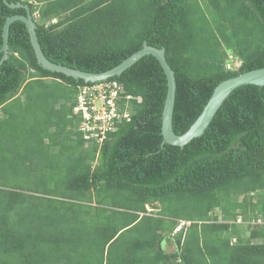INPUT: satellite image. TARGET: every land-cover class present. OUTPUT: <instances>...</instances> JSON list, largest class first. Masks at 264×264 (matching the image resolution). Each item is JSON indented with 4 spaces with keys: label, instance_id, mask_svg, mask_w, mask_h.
<instances>
[{
    "label": "trees",
    "instance_id": "1",
    "mask_svg": "<svg viewBox=\"0 0 264 264\" xmlns=\"http://www.w3.org/2000/svg\"><path fill=\"white\" fill-rule=\"evenodd\" d=\"M7 1L29 6L44 54L72 68L103 72L145 41L164 47L177 134L223 80L264 67V0ZM15 14L27 9L0 0V48ZM106 81L141 100L97 153L72 113L78 86L93 83L43 68L26 24L10 25L0 65V264H264V225L249 224L264 217V86L233 90L205 133L180 147L162 145L168 85L155 56ZM156 203L158 217L147 215ZM179 220L191 224L167 254L159 242Z\"/></svg>",
    "mask_w": 264,
    "mask_h": 264
},
{
    "label": "water",
    "instance_id": "2",
    "mask_svg": "<svg viewBox=\"0 0 264 264\" xmlns=\"http://www.w3.org/2000/svg\"><path fill=\"white\" fill-rule=\"evenodd\" d=\"M4 1L12 8L25 7L27 9V15L15 14L7 18L3 27V45L0 48V51L3 53V56L0 60V65L4 60L8 58L9 29L10 25L16 20H21L26 24L30 35L31 43L35 51L37 62L45 69H48L52 72L63 73L69 77H73L77 81L84 80V82L86 83L103 82L110 79L111 77L121 75L126 69L131 67L142 57L146 55L155 56L159 60L161 66L165 71L168 85L166 100L162 114V145L170 144L180 147L185 146L194 138L202 136L205 133L208 126L212 122L214 116L216 115L217 111L225 102V100L229 97V95L233 92V90L242 85L247 84L264 86V67L242 72L236 76L223 80L214 89L212 96L208 100L207 104L205 105L203 111L198 116L196 121L190 126V128L185 133L177 134L173 126V114L176 100L177 83L175 71L172 69L166 59L164 47L157 48L155 46L149 45L145 41L143 47L140 50L133 53L131 56H129L127 59H125L112 69L103 72H89L77 68H72L61 63H55L51 61L44 54L37 37V23L28 5L23 4L22 2L9 3L7 0Z\"/></svg>",
    "mask_w": 264,
    "mask_h": 264
},
{
    "label": "built area",
    "instance_id": "3",
    "mask_svg": "<svg viewBox=\"0 0 264 264\" xmlns=\"http://www.w3.org/2000/svg\"><path fill=\"white\" fill-rule=\"evenodd\" d=\"M230 57L232 58V55ZM228 66L233 67L231 63ZM132 99L140 101L141 97L126 93L124 86L117 81L78 86L72 113L79 118L77 129L81 132L87 147L95 146L99 153L109 133L116 131L119 124L131 120ZM237 222L246 223L241 217ZM190 224L191 221L179 220L174 231L179 232ZM249 224L264 225V217H255ZM233 241L236 242V239Z\"/></svg>",
    "mask_w": 264,
    "mask_h": 264
},
{
    "label": "crops",
    "instance_id": "4",
    "mask_svg": "<svg viewBox=\"0 0 264 264\" xmlns=\"http://www.w3.org/2000/svg\"><path fill=\"white\" fill-rule=\"evenodd\" d=\"M153 209H154V213L150 215H155L156 217H158L157 211L160 209L159 203H156ZM177 235H178V232H175V231L171 233H168V232L164 233L163 238L159 242V249L167 254H176L179 251Z\"/></svg>",
    "mask_w": 264,
    "mask_h": 264
},
{
    "label": "rangeland",
    "instance_id": "5",
    "mask_svg": "<svg viewBox=\"0 0 264 264\" xmlns=\"http://www.w3.org/2000/svg\"><path fill=\"white\" fill-rule=\"evenodd\" d=\"M154 206H148V209H149V212L147 213V215H150L152 213H154V209H153ZM143 225H139L136 229L133 230L132 232V235L135 237L136 235H139L140 232L142 231L143 229Z\"/></svg>",
    "mask_w": 264,
    "mask_h": 264
}]
</instances>
